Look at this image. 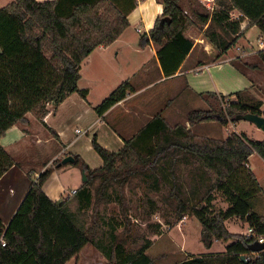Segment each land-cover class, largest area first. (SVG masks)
<instances>
[{"label": "trees", "instance_id": "obj_1", "mask_svg": "<svg viewBox=\"0 0 264 264\" xmlns=\"http://www.w3.org/2000/svg\"><path fill=\"white\" fill-rule=\"evenodd\" d=\"M161 2L162 15L148 33L140 36L139 43L160 45L157 54L166 76L177 72L193 48L194 41L185 33L194 18L208 23L206 36L219 49L218 59L251 26L264 29V0H216L212 15L196 10L192 0ZM235 10L241 13L238 18H233ZM127 13L113 0H13L0 6V178L18 165L1 138L18 122L28 124V113L44 123L48 103L58 106L74 92L86 98L88 91L78 85L82 62L97 47L109 46L123 33L130 24ZM163 17L170 20L161 25ZM258 55L264 62V50ZM133 91L134 87L124 81L95 107L96 112L103 116ZM235 95L237 100H230L226 111L219 114L190 111L188 123L194 126L218 120L226 126L239 121L238 114L264 115L260 101L246 102L240 92ZM92 145L103 165L91 169L79 155H73L74 163L87 177L75 194L54 201L43 189L53 170L48 168L32 180L9 224L0 217V264H67L89 243L106 257V264H156L147 253L152 240L129 253L118 240L117 225L109 223V231L102 236L96 232L101 227L95 219L100 203L122 205L126 186L130 188L136 179L161 193L178 216H195L202 226L201 241L206 248L216 240L235 238L223 253L190 255L178 264H264V251L252 253L249 249L255 238L237 237L225 224L237 218L257 236H264V215L251 205L261 186L247 166L254 152L264 159V139H253L243 132H232L226 139L197 136L186 126H169L158 113L118 151L104 148L95 135ZM60 162L55 161V165ZM215 191L225 197L226 209H215ZM90 208L95 213L88 225L86 211Z\"/></svg>", "mask_w": 264, "mask_h": 264}, {"label": "crops", "instance_id": "obj_2", "mask_svg": "<svg viewBox=\"0 0 264 264\" xmlns=\"http://www.w3.org/2000/svg\"><path fill=\"white\" fill-rule=\"evenodd\" d=\"M113 1L121 9L128 11L127 17L130 24L112 44L97 47L82 62L78 85L80 89L88 91L87 97L84 98L78 92H74L58 106L48 103V113L44 117V123L37 118L31 119L27 114L28 124L18 122L1 138V144L5 150L18 163L0 178V217L5 225L11 221L28 193L32 180H35L40 172L41 165L34 167L26 161V156L21 155L22 150L27 145L30 146L29 143L35 139L48 149L45 161L51 162L57 159L62 160L68 155H79L91 169H96L103 165V160L93 148L92 135L97 137V141L104 148L115 152L123 147L125 140L132 138L158 113L167 121L170 115L167 111L182 112L185 107L197 109L195 105H200L203 98L209 95L216 96V94L231 96V100L236 101L235 93L240 92V98L243 101H260L261 110L264 111V62L259 57L258 50L241 54L231 53V55L229 50L222 59L215 62L211 60L214 56L212 51L208 54L199 52L198 43H194L177 72L166 76L157 54L160 45L153 41L144 46L139 43L141 34L148 33L162 15L161 0ZM186 36L188 37L187 34ZM191 56L192 59L189 61ZM86 68L95 78H99L106 72L113 75L116 80L111 85V88L114 87L112 91L124 81H128L134 87V91L100 116L95 107L105 98L99 103L95 102L96 104L91 102V85L84 82ZM253 93L254 100H252ZM186 102H188L187 105ZM88 113L94 115V120L88 124L86 132L74 125L78 121L85 120ZM186 122L185 126L192 130L194 126ZM240 122L242 120L229 123L225 127L230 129L233 126L235 129L236 126H240ZM248 124L250 125H246L242 130H236V133L243 132L250 138L264 139V131L253 123L248 122ZM50 129H53L58 136L55 137ZM77 129L81 132H76ZM90 129L92 134L90 137L87 135L88 138L83 147L79 143L82 138L80 135L87 134ZM228 136L229 134L216 139H226ZM61 166H55V168ZM247 166L254 172L263 190L261 179L264 177V159L254 152L249 157ZM32 171L36 172L32 173ZM43 187L54 201L61 202L50 194L46 186ZM80 187H74L64 200L73 195L71 194L73 190ZM232 241L233 239L216 240L211 248L205 247L207 252H202L200 255L223 253ZM218 243L222 244L220 249L215 248ZM96 250L97 253H93V262H89L87 255L86 259L83 258L84 264L108 263L106 257L98 249ZM78 257L79 255L73 258L76 259L75 261L71 259L67 264L72 262L79 264Z\"/></svg>", "mask_w": 264, "mask_h": 264}, {"label": "rangeland", "instance_id": "obj_3", "mask_svg": "<svg viewBox=\"0 0 264 264\" xmlns=\"http://www.w3.org/2000/svg\"><path fill=\"white\" fill-rule=\"evenodd\" d=\"M10 1L12 0H0V6L6 5ZM192 1L196 10L201 13H206L198 0ZM188 6V2L185 1L184 7L191 15ZM238 14L239 11H233L234 16ZM245 23L247 24L246 21L244 22V25ZM207 26L208 23L205 24L194 18V24L187 29L185 35L187 34L194 43H198L197 48L199 52L208 54L209 51H212V55L214 56H212L213 58H211V60L218 62L223 56L219 59L217 58L219 49L206 36ZM217 31H219L218 28ZM259 38L264 39V29L257 25L251 26L230 49L229 54H241L242 52H253L256 50L259 51ZM191 59L192 56L189 58V61ZM84 75V82L86 81L87 84L91 85V102L94 104L99 103L106 98L114 88H111V85L114 84V80L116 79L109 72L102 73L99 78H95L86 68ZM253 94L252 96L254 98L252 100L255 99V94ZM231 99L232 97L228 95H209V97L203 98L200 105L195 106L197 109L210 110L219 114L221 111H226ZM187 104L188 102H186V105ZM192 110L196 109L185 107L182 112L167 111V114H170L169 119L167 120L169 126L174 127L178 124L185 126L187 123V115ZM28 115L31 119L35 120L36 117L32 113H28ZM93 116L94 115L88 113L85 120L78 121L74 126L86 131L88 124L92 123L94 120ZM248 122L249 121L242 120L240 126H236L235 129L231 126L229 129V127H225L218 120H213L194 125L191 131L197 136L206 135L207 137L222 138L227 134L237 132L236 130H242L246 125H250ZM91 134L92 129H90L87 134L83 133L80 135L82 138L79 140V143L83 145V147H85L86 140ZM29 145L30 146L27 145V147L22 150L21 155L26 156V161L30 162V165H34V167L41 165V168L39 169L40 172L36 175L35 180L41 172L48 168L53 169L43 185L48 188L53 197L59 201H63L68 192L70 193L74 187L82 186L85 173L79 164L69 162L63 164V166L59 168H55V161H58L59 159L51 162L45 161L44 158L48 155V149H45L46 146L43 143L40 144L35 139L33 142L29 143ZM35 172L36 171H32V173ZM262 177L263 176H261V178ZM263 178L261 179V183L264 187ZM125 193L126 197L122 205L117 202H111L108 204L103 202L100 203L97 210L98 215L96 214L95 216V219L98 221L99 225H101L99 229H96L97 236H102L109 231V223L117 225L118 240L124 243L126 250L129 253H135L147 240L150 239L152 240V245L147 250V253L154 259L156 264H178L187 259L190 255L199 256L200 253L207 252V249L201 241L202 226L195 216L191 214L182 217L178 216L162 199L161 193L159 194L155 192L150 186L139 179L134 180L130 188L126 186ZM214 196L215 200L213 203L215 209H226L227 201L225 197L218 191L214 192ZM148 199H152L153 202H149ZM154 204H156L155 208L153 206ZM251 205L254 211L259 214H264V189L262 190L261 188V191L254 196L251 200ZM86 212L88 225H91L94 221L93 217L95 212L93 211V208L88 209ZM225 224L229 231L237 233V237L241 234L244 235L249 228L248 224L237 218H230L226 220ZM220 246H222V244L218 243L215 245V248L218 249ZM96 249L97 248L94 245L90 243L87 244L83 248L84 252L82 251L77 258L79 264H84L85 260H83V258L86 259L87 255L89 257V262H93V253H97ZM75 260L76 259H73V261ZM71 264L74 263L72 262Z\"/></svg>", "mask_w": 264, "mask_h": 264}, {"label": "water", "instance_id": "obj_4", "mask_svg": "<svg viewBox=\"0 0 264 264\" xmlns=\"http://www.w3.org/2000/svg\"><path fill=\"white\" fill-rule=\"evenodd\" d=\"M166 20L169 21L170 18L169 17H163L161 19V25H163ZM236 118L239 121L240 120H246V121L252 122L259 129L264 131V115L248 112L245 114H238ZM69 162H75V158L73 155H68V156L64 157L61 160V162L57 164V166H61L63 164L69 163ZM86 180H87V177H86V175H84V182ZM249 249L251 250L252 253H259L261 251H264V242L254 241L253 243H251L249 245ZM242 259L247 261L245 255H242Z\"/></svg>", "mask_w": 264, "mask_h": 264}, {"label": "built area", "instance_id": "obj_5", "mask_svg": "<svg viewBox=\"0 0 264 264\" xmlns=\"http://www.w3.org/2000/svg\"><path fill=\"white\" fill-rule=\"evenodd\" d=\"M198 1L200 2L202 7L204 8L205 12L209 13L210 15H212V13L214 12V10L217 7L216 0H198ZM185 12L188 13L187 11H185ZM240 15H241V13H239L236 16L233 15V18H238ZM245 25L243 24V27H245ZM258 47H259L260 50H264V39L263 38H259L258 39ZM76 132H81V131H80V129H77ZM75 193H76V190H73L71 194H75ZM244 236L247 239L255 238L254 241L264 242V236H257V234L254 232L253 228H251V227H249L247 229V232L244 233ZM1 244L3 246L6 244L5 241L3 240V238L1 239Z\"/></svg>", "mask_w": 264, "mask_h": 264}]
</instances>
